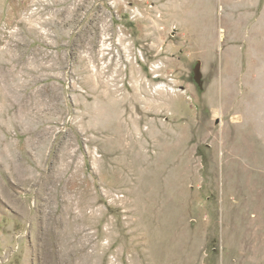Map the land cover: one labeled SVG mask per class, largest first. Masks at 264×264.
Wrapping results in <instances>:
<instances>
[{
    "label": "rangeland",
    "instance_id": "rangeland-1",
    "mask_svg": "<svg viewBox=\"0 0 264 264\" xmlns=\"http://www.w3.org/2000/svg\"><path fill=\"white\" fill-rule=\"evenodd\" d=\"M0 264H264V0H0Z\"/></svg>",
    "mask_w": 264,
    "mask_h": 264
}]
</instances>
